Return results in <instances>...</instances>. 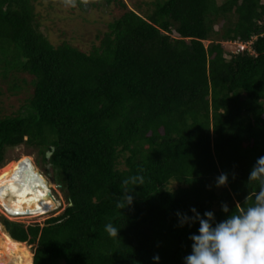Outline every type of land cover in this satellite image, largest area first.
Listing matches in <instances>:
<instances>
[{
	"label": "trees",
	"instance_id": "16d2710c",
	"mask_svg": "<svg viewBox=\"0 0 264 264\" xmlns=\"http://www.w3.org/2000/svg\"><path fill=\"white\" fill-rule=\"evenodd\" d=\"M34 1L0 0V96L32 88L0 110V170L7 149L35 150L66 207L43 226L0 224L35 245L30 264H182L198 225L178 228L177 211L220 221L222 203L238 213L261 192L248 175L264 156V1L107 0L122 12L89 52L52 45ZM235 41L250 49L223 45Z\"/></svg>",
	"mask_w": 264,
	"mask_h": 264
},
{
	"label": "rangeland",
	"instance_id": "374dc122",
	"mask_svg": "<svg viewBox=\"0 0 264 264\" xmlns=\"http://www.w3.org/2000/svg\"><path fill=\"white\" fill-rule=\"evenodd\" d=\"M106 1L107 0H84L82 2L83 4L80 5L76 0H35L34 11L40 25V30L52 45L58 46L62 43H68L80 51L89 52L92 47L98 45L103 33L108 31V25L118 18L122 12L116 2L108 3ZM121 1L126 3L128 8L141 5V8L144 9L142 5L143 0ZM146 1L149 2L150 0ZM221 2L222 0H217L218 4ZM205 45H207V42ZM223 45L227 50L231 51L235 49V46L230 43H225ZM20 76L29 80L28 76ZM31 91L32 88L30 85H27L25 90L15 96H10L7 93L1 95V113L4 115L15 114ZM24 162L32 165L37 172L45 177L44 182L39 183V186L51 190L59 202V207L48 214L36 215L37 217H12L0 206V218L4 217L9 221L20 223L25 226L29 224H39L43 226L47 219L62 213L66 207L64 197L60 192V186L62 184L61 176L59 172L54 173L49 166H46L47 173H45L41 165L40 157H38L36 151L27 149L23 146L6 150L5 167L0 170V173L5 172V170L19 168ZM25 169L27 170V168ZM172 186L175 187L176 185ZM3 233H6V231L0 224V235ZM22 248L24 251L23 255L19 256L16 260L14 258H9L11 259L10 264L15 262L21 264L31 263L35 245L23 243ZM2 250L0 243V261H4V252H2Z\"/></svg>",
	"mask_w": 264,
	"mask_h": 264
},
{
	"label": "clouds",
	"instance_id": "9594fccd",
	"mask_svg": "<svg viewBox=\"0 0 264 264\" xmlns=\"http://www.w3.org/2000/svg\"><path fill=\"white\" fill-rule=\"evenodd\" d=\"M228 178L227 173H221L215 186H225ZM248 181H259L261 186L256 202L238 213L230 212L228 205L222 203L220 211L225 218L220 221L216 220L214 212L201 214L194 207L187 213H175L178 228L198 225L195 233L188 237L190 252L182 258V264H264V156L255 161ZM131 190L125 196L126 206L133 202ZM104 231L118 238L120 229L109 222L104 225ZM159 261V255L152 257V264Z\"/></svg>",
	"mask_w": 264,
	"mask_h": 264
},
{
	"label": "bare ground",
	"instance_id": "6f19581e",
	"mask_svg": "<svg viewBox=\"0 0 264 264\" xmlns=\"http://www.w3.org/2000/svg\"><path fill=\"white\" fill-rule=\"evenodd\" d=\"M44 180L45 177L27 162L19 168L1 172L0 206L12 217L45 215L57 209L58 202L46 198L50 190L39 186ZM0 243L4 252V261L0 264H10L9 258L16 260L24 253L23 243L12 241L6 233L0 235Z\"/></svg>",
	"mask_w": 264,
	"mask_h": 264
},
{
	"label": "built area",
	"instance_id": "2783aa9c",
	"mask_svg": "<svg viewBox=\"0 0 264 264\" xmlns=\"http://www.w3.org/2000/svg\"><path fill=\"white\" fill-rule=\"evenodd\" d=\"M230 44L235 46V49L231 50V52H233V53H237V52L245 50V49L246 50L250 49V42L244 43V42L235 41V42H232Z\"/></svg>",
	"mask_w": 264,
	"mask_h": 264
},
{
	"label": "water",
	"instance_id": "95a60500",
	"mask_svg": "<svg viewBox=\"0 0 264 264\" xmlns=\"http://www.w3.org/2000/svg\"><path fill=\"white\" fill-rule=\"evenodd\" d=\"M46 198L47 199H51L52 201H55V202H58L57 200H56V198L54 197V195L52 194V192L50 191V192H48V194L46 195ZM59 204V203H58ZM59 207V206H58ZM57 207V208H58Z\"/></svg>",
	"mask_w": 264,
	"mask_h": 264
}]
</instances>
